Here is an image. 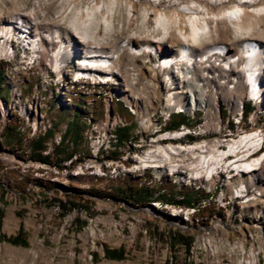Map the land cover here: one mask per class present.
Here are the masks:
<instances>
[{
  "label": "rangeland",
  "instance_id": "1",
  "mask_svg": "<svg viewBox=\"0 0 264 264\" xmlns=\"http://www.w3.org/2000/svg\"><path fill=\"white\" fill-rule=\"evenodd\" d=\"M37 1L0 0V22L17 12L22 24L25 18L69 26L73 15L61 19L60 12L68 3L91 0H41L40 16L34 10ZM127 16L122 7L116 22L127 27L110 34L101 29L103 41L125 40L116 65L126 69L107 83L75 82L79 62H69L58 73L41 53L33 65L21 62L23 53L2 57L1 49L23 46L0 37V264H264V198L246 203L237 198L234 185L243 177L234 176L229 183L224 173L213 180L194 178L196 172L182 169L172 175L169 163L140 170V159L157 148L151 141L155 126L173 129V120H183L197 130L206 122V111L198 109L194 118L163 117L170 111L163 110L158 74L149 68V59L132 56L126 39L161 38L164 32L153 29L154 12L151 32L142 17L132 28ZM239 36L233 33L228 43ZM141 76L145 79L137 84ZM210 80L219 107L214 114L222 124L235 127L229 115L239 98L250 106L243 125L260 123L247 120L256 105L247 99L243 79V87L241 82L229 84L221 93L218 82ZM209 109L207 121L214 120V109ZM210 133L174 142L215 136ZM146 186L152 192L144 197L138 188ZM162 194L191 197L196 210L182 213L174 200L155 197Z\"/></svg>",
  "mask_w": 264,
  "mask_h": 264
},
{
  "label": "bare ground",
  "instance_id": "2",
  "mask_svg": "<svg viewBox=\"0 0 264 264\" xmlns=\"http://www.w3.org/2000/svg\"><path fill=\"white\" fill-rule=\"evenodd\" d=\"M42 1L38 0L34 4L35 13L39 16L43 10ZM210 1L183 0L175 4V2L171 3V0H91L85 5L79 1L77 6L68 3L59 14L61 19H65L68 14L73 15L69 26L59 22L42 21V19L27 21L24 18L23 25L27 27L24 32L27 36L30 33L33 37L40 36L38 37L40 47L34 50V54H43L57 69L68 61L67 57H74L82 53L83 49L86 54L96 52L97 62H88L90 64L87 66L88 71L94 77L99 76L100 79L109 82L108 80L117 79L126 69L125 66L120 68L116 65L119 60L117 54L124 47L122 43L125 40L114 37L103 41L101 29L110 34L120 28H126L127 25L121 26L116 22V13L125 7L128 14L127 21L132 28L139 17H142L143 27L151 32L149 17L154 12L156 26H153V29L155 27L156 30L162 29L164 35L161 38H151V36L155 37L153 34L145 37L138 35L126 39V46L131 50L133 57H141L144 61L149 59L151 62L149 68H153L154 73H159L160 79L157 84L159 88H164L163 98L166 100V107H163V110L170 111L166 115L162 113L163 117L168 120L173 113H185L186 116L194 118L196 110L203 107L206 111V122L196 132H213L215 136L191 143L178 141L177 145L173 137L167 144L161 140V136L155 137L152 142L157 148L143 157L145 162L151 160L154 164L144 165L140 170L163 167L169 163L166 167L172 175L182 169L185 172H196L198 176L194 178L213 180L217 174L224 173L229 183L234 176L243 177L241 182L234 185L233 193L243 203L252 202L258 197L264 198V154L257 157V160L246 157L248 153L247 150H243V146L258 141L253 134L240 136L229 150L217 151L221 141L218 131L222 121L218 114L215 117L216 111L219 110L218 101L217 97L211 96V90L209 93L208 82L212 78L216 80L221 93L226 88L225 84L235 85L241 79V75H246V79L251 80L249 90L257 91L258 95L253 101L256 107L249 116H254L255 121L260 122V127L264 129V0H222L220 3H216L218 0H215L217 5ZM21 18L23 17L17 12L8 14V18L0 22V32L9 36L14 29L11 21ZM43 26L47 29L42 30ZM233 33L239 34L237 39H241L228 43ZM0 37L2 39V36ZM34 39H30L33 44L36 43ZM243 42L246 59L242 55ZM167 43L169 48L164 49ZM205 44L207 47H201ZM221 45L227 48L226 53H222ZM9 47L1 49V56L9 54L8 50L10 52L13 49ZM82 59L85 62L87 59L92 61L87 55H83ZM26 64L33 65L35 62H26ZM181 64L185 65V69ZM93 65L96 67L93 68ZM78 66L79 64L76 65L73 78L75 82L85 81L78 71ZM143 79H145L143 76L139 77L137 84ZM148 82L153 81L150 79ZM239 87H243L242 82ZM181 89L183 94L176 91ZM222 100L229 101L226 97H222ZM241 103L240 98L233 103L229 115L232 121L236 117L245 119L246 116L240 107ZM209 108L214 109L211 113L214 116H210L214 120L207 121L211 111ZM248 121L254 122V120ZM245 128H256V122L250 123V127ZM178 134L179 132H176L174 135ZM162 161L164 163H159ZM98 169L102 171L101 168ZM179 206L181 212L186 214L196 210L195 207Z\"/></svg>",
  "mask_w": 264,
  "mask_h": 264
},
{
  "label": "built area",
  "instance_id": "3",
  "mask_svg": "<svg viewBox=\"0 0 264 264\" xmlns=\"http://www.w3.org/2000/svg\"><path fill=\"white\" fill-rule=\"evenodd\" d=\"M181 66L185 69L184 64H181ZM185 72H187V71L185 70ZM193 80H195V79L193 78ZM224 86L226 88L228 87L227 84H225ZM209 93H210V88H209ZM245 120L246 119H241L239 117L233 118V122L235 123V127H231L230 125H226V124L221 125V128L219 129L220 131H218V134L221 136V141H219L217 151L229 150L230 146L235 143L237 138H239L240 136L247 135V134H253V136L256 137L258 141H255V143H253L249 146H246V147L243 146V148H244L243 150H247V153H248L246 155V157H250L253 160H257V157H260L264 154V129H262L260 127V124L257 122H256V128H245V126L243 125V121H245ZM247 120H254L255 121L254 116H249V119H247ZM154 132L157 134L153 138L161 136V140H163V142L165 144H167L168 140H170V138H172V137L174 139H183V138H188V136L192 135V134H194V135L211 134L210 132H196V128H193V126L188 125L184 122H182L179 126H177L176 128H173V129L166 128L162 125H160L158 127L155 126ZM176 132H179V134L175 136L174 134ZM153 138H151V141ZM185 141H187V139H185ZM180 142H182V141H180ZM189 143H191V142H189ZM140 163L142 165L154 164L153 161H151V160L145 162L142 159H140ZM159 163H164V161L159 162ZM99 168H101L102 171H104V168L102 165H99ZM228 168H229V166H228ZM181 205H183V204H181ZM183 206L195 207V209H196V206H194V205H183Z\"/></svg>",
  "mask_w": 264,
  "mask_h": 264
},
{
  "label": "trees",
  "instance_id": "4",
  "mask_svg": "<svg viewBox=\"0 0 264 264\" xmlns=\"http://www.w3.org/2000/svg\"><path fill=\"white\" fill-rule=\"evenodd\" d=\"M249 104H246L245 105V110L247 111L249 109ZM183 122V120H173L171 122V125H173L174 127H177L180 125V123ZM120 130V129H119ZM79 131H77L78 133ZM118 133L120 134L121 137L125 136V132L124 130H120L118 131ZM42 139H39L38 141L42 142L41 141ZM39 142V143H40ZM42 143L40 144V147H42ZM45 159V158H44ZM138 191H140L142 193V196L144 197H147L151 194L152 190H150V188L148 186L146 187H141V188H138ZM157 198H160V199H172L174 200L175 202L179 203L180 205L183 204V205H194L195 204V201L191 198V197H187L186 195H183V198L181 199H173V198H167L166 196H164L163 194L162 195H157L155 196Z\"/></svg>",
  "mask_w": 264,
  "mask_h": 264
}]
</instances>
